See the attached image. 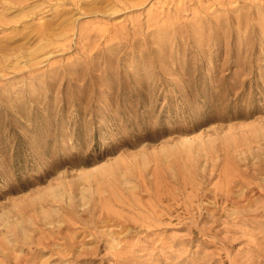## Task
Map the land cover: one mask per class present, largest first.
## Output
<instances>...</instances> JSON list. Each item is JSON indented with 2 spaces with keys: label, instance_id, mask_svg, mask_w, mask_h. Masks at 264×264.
Masks as SVG:
<instances>
[{
  "label": "rangeland",
  "instance_id": "1",
  "mask_svg": "<svg viewBox=\"0 0 264 264\" xmlns=\"http://www.w3.org/2000/svg\"><path fill=\"white\" fill-rule=\"evenodd\" d=\"M0 264H264V0H0Z\"/></svg>",
  "mask_w": 264,
  "mask_h": 264
},
{
  "label": "bare ground",
  "instance_id": "2",
  "mask_svg": "<svg viewBox=\"0 0 264 264\" xmlns=\"http://www.w3.org/2000/svg\"><path fill=\"white\" fill-rule=\"evenodd\" d=\"M181 143H186V142H189L188 140H182V141H180Z\"/></svg>",
  "mask_w": 264,
  "mask_h": 264
}]
</instances>
